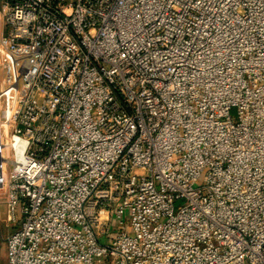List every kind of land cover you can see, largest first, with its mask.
I'll return each instance as SVG.
<instances>
[{
	"label": "built area",
	"instance_id": "obj_1",
	"mask_svg": "<svg viewBox=\"0 0 264 264\" xmlns=\"http://www.w3.org/2000/svg\"><path fill=\"white\" fill-rule=\"evenodd\" d=\"M0 17V264H264V0Z\"/></svg>",
	"mask_w": 264,
	"mask_h": 264
},
{
	"label": "rangeland",
	"instance_id": "obj_2",
	"mask_svg": "<svg viewBox=\"0 0 264 264\" xmlns=\"http://www.w3.org/2000/svg\"><path fill=\"white\" fill-rule=\"evenodd\" d=\"M2 3H3V0H0V10H1V8H2ZM0 27H1V17H0ZM231 117H232V120L233 121H237V119H238V114H237V110L236 109H233L232 111H231ZM181 205V202H178L177 204H176V208H178L179 206ZM5 211H6V205H5V198L2 196V195H0V220L2 221V220H5V218H6V213H5ZM2 226H3V229L5 230V229H7V228H10V230H13V229H17L18 227H16L14 224H12V225H9L8 227H7V224L6 223H2ZM16 227V228H15ZM3 230V231H4ZM7 255V246H6V243L3 241L2 243H1V256L4 258L5 256Z\"/></svg>",
	"mask_w": 264,
	"mask_h": 264
}]
</instances>
